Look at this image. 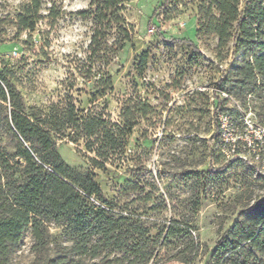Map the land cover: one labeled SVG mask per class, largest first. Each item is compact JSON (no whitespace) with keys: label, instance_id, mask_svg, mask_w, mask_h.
<instances>
[{"label":"rangeland","instance_id":"1","mask_svg":"<svg viewBox=\"0 0 264 264\" xmlns=\"http://www.w3.org/2000/svg\"><path fill=\"white\" fill-rule=\"evenodd\" d=\"M54 1L61 14L52 26L44 19L34 31L17 32L12 21L28 0H0V70L27 105L41 108L57 101L67 90L64 85L74 81L70 93L87 110L93 80L84 84L79 77L72 79L70 72L84 59L91 35V23L75 12L86 9L90 0ZM161 1L124 4L132 38L109 69L113 91L94 104L102 107L106 102L113 120L119 119L121 103L130 97L155 107L127 137L126 162L94 169L81 140L63 139L57 150L69 166L91 168L104 200L115 211L132 214L148 230L144 251H152V256L146 264H185L177 256L179 251L188 254L183 249L190 240L199 243L193 264H211L210 253L218 239L264 198V137L257 130L252 133L255 151L250 148V162L226 160L215 145L216 108L228 110L232 119L264 125V82L258 78L255 89L232 91L240 88L232 72L241 64L243 53L234 52L232 42L218 50L215 36L199 35L194 5L174 10L170 3L154 14ZM8 141L2 139V143ZM258 142L263 146L259 152ZM128 181L137 184L138 190L124 189ZM173 224L184 230L164 240ZM49 231L57 238L61 227L50 224ZM56 240L66 243L61 237ZM31 244L27 230L13 264H31ZM116 255L83 257L81 264H118L108 262Z\"/></svg>","mask_w":264,"mask_h":264},{"label":"trees","instance_id":"2","mask_svg":"<svg viewBox=\"0 0 264 264\" xmlns=\"http://www.w3.org/2000/svg\"><path fill=\"white\" fill-rule=\"evenodd\" d=\"M127 1L90 0L86 9L75 12L91 23L85 57L70 72L72 79L79 77L84 84L93 80L87 110L70 93L74 81L64 85L67 90L57 101L41 108L27 105L7 73L0 70V264H13L27 230L32 237L31 264H81L83 257L115 253L119 255L108 262L146 264L152 256V251H144L148 230L132 214L115 211L104 200L91 168L69 166L57 150L63 139L81 140L91 154L90 167L105 170L107 165H123L127 137L141 118L155 112L147 101L130 97L121 103L119 119L113 120L106 102L102 107L94 105L113 91L109 69L132 38L133 27L123 13ZM170 3L174 10L196 6L197 33L215 36L218 50L232 42L233 51L243 53L241 64L232 72L240 88L232 91L255 89L258 78L264 82V0H162L153 13ZM60 14L54 0H28L12 23L17 32L34 31L44 19L52 26ZM145 56L141 55L143 63ZM3 138H9L8 143H2ZM124 189L137 191L138 185L128 181ZM50 224L61 227L57 238H64L65 244L50 233ZM182 230L170 225L163 239ZM198 246V241L190 240L183 249L188 254L179 251L178 260L193 264ZM210 261L264 264V198L218 239Z\"/></svg>","mask_w":264,"mask_h":264},{"label":"built area","instance_id":"3","mask_svg":"<svg viewBox=\"0 0 264 264\" xmlns=\"http://www.w3.org/2000/svg\"><path fill=\"white\" fill-rule=\"evenodd\" d=\"M215 120L218 129L215 144L220 154L228 161L250 162L248 159V154L251 152L250 148L255 151L253 141L250 138H252V133L257 130L262 139L264 137V125L251 120L232 119L228 110L221 107L216 108ZM256 146L258 147L257 152L263 148L259 142ZM259 157L261 156L257 155V158Z\"/></svg>","mask_w":264,"mask_h":264}]
</instances>
